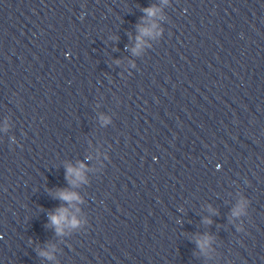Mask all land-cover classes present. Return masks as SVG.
<instances>
[{
  "label": "clouds",
  "instance_id": "clouds-1",
  "mask_svg": "<svg viewBox=\"0 0 264 264\" xmlns=\"http://www.w3.org/2000/svg\"><path fill=\"white\" fill-rule=\"evenodd\" d=\"M148 16H153L155 14L156 9L155 8H147L144 10ZM142 34L148 35L149 30L148 29H141ZM138 42L140 41V37H137ZM139 46V44H138ZM81 169H83L84 165L80 166ZM68 176L71 177L72 175H76L77 177H81V171L72 168L71 166L68 167ZM58 196L60 199L68 201L69 203L73 200L78 199V197L74 193H70L67 190H61L58 193ZM68 210L66 208H59L56 211V214L50 215V220L53 225L56 226L57 232H61V224L66 220ZM76 221L72 220V224L75 225Z\"/></svg>",
  "mask_w": 264,
  "mask_h": 264
}]
</instances>
